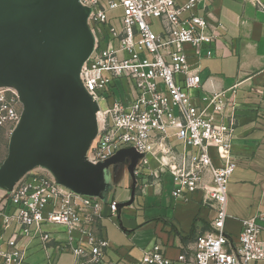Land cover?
I'll use <instances>...</instances> for the list:
<instances>
[{"label":"built area","instance_id":"obj_1","mask_svg":"<svg viewBox=\"0 0 264 264\" xmlns=\"http://www.w3.org/2000/svg\"><path fill=\"white\" fill-rule=\"evenodd\" d=\"M88 11L95 45L82 62L81 77L95 100L111 99L101 109L103 127L93 158L105 163L118 154L140 156L133 169L142 168L157 178L169 172L173 197L187 200L201 192L203 202L216 211L211 229L195 227L194 240L179 255L182 264H250L264 260V211L243 221L238 237L226 231L227 185L237 167L233 153L235 107L224 92L212 93L196 103L191 88L201 84L200 60L207 57L222 34L223 23L207 10L208 0H77ZM122 9L120 30L108 13ZM203 9L205 14H199ZM156 23L160 31L154 30ZM121 80L123 97H114ZM25 110L20 88L0 83V130L11 133ZM215 115L220 118L217 119ZM218 161V163L216 162ZM13 209L5 226L17 223L10 239L0 236V264H26L29 243L40 239L55 264L56 252L71 250L74 264H116L105 258L109 241L98 237L95 221L104 209L98 196H89L39 173L14 185L7 198ZM118 202L111 201L113 215ZM63 226L69 236L56 249L46 225ZM76 243V245H73ZM161 244L144 249L140 264H174Z\"/></svg>","mask_w":264,"mask_h":264},{"label":"crops","instance_id":"obj_2","mask_svg":"<svg viewBox=\"0 0 264 264\" xmlns=\"http://www.w3.org/2000/svg\"><path fill=\"white\" fill-rule=\"evenodd\" d=\"M207 10L223 23L224 28L220 29L222 36L215 45L213 55L207 57L203 51L200 60L201 84L191 88L190 93L196 103H202V98L212 93L224 92L225 99L235 107L233 153L237 163L244 166L238 180V191L246 201H254L247 216H237L228 213L227 195L226 231L229 235L238 237L243 221L264 211V0H208ZM198 13L205 14V11L199 9ZM85 30L91 49L96 38L92 29L93 42L86 23ZM86 57L87 55L79 64ZM76 88L81 95L77 104L79 163L88 169L92 178H96L103 167L101 186L96 189L86 188L84 193L98 196L104 202V209L95 221L94 231L98 237H105L109 241L105 251L106 260L116 264H140L144 249L156 242L161 244L174 264H182L177 259L194 240V228L203 226L204 230L211 229V221L216 217V211L203 202L201 192L187 200L175 199L172 193L174 178L169 172L162 173L157 178L147 169H143L136 178L133 169L140 164V156L123 152L124 154H118L108 163L94 161V150L103 127V99H92L88 93L86 98ZM112 96L114 98L117 95L113 93ZM105 101L109 104L112 100L107 97ZM10 146L11 139L8 152L0 161V166L3 167L0 179V236L5 240L10 239L17 229L16 222L9 227L5 226V215L13 212L7 204V198L14 185L29 175L39 173L49 176L59 184L63 183L59 175L40 157L32 158L15 168L7 167ZM216 162L218 163L217 160ZM237 168L238 166L236 170ZM167 176L170 178L169 190L166 187ZM111 201L119 204L115 215L109 208ZM111 220L112 225H109ZM45 229L52 234L53 242L49 245L53 249L69 239L63 226L49 224ZM259 237L264 241V228ZM40 243V239L29 243L26 264H40L35 256L34 263L28 258L33 246ZM66 252L72 256L74 264L72 251ZM62 253L56 252V260H59L57 264L61 262ZM45 254V261L42 260L41 264H48L46 250ZM250 264H264V260L251 261Z\"/></svg>","mask_w":264,"mask_h":264},{"label":"water","instance_id":"obj_3","mask_svg":"<svg viewBox=\"0 0 264 264\" xmlns=\"http://www.w3.org/2000/svg\"><path fill=\"white\" fill-rule=\"evenodd\" d=\"M87 13L77 0H0V83L16 84L25 105L6 166L40 157L82 192L101 186L103 168L92 178L78 160L81 95L73 74L90 50Z\"/></svg>","mask_w":264,"mask_h":264},{"label":"rangeland","instance_id":"obj_4","mask_svg":"<svg viewBox=\"0 0 264 264\" xmlns=\"http://www.w3.org/2000/svg\"><path fill=\"white\" fill-rule=\"evenodd\" d=\"M102 2L105 3L106 0H102ZM122 14H123L122 9H117V10H114V11H110L108 13L109 19H110V23L113 26H115L118 30H120L119 17ZM85 23H86V28L88 29V32L91 35V39L94 42V39H93L94 35H93V32H92L90 21L87 19V20H85ZM154 30L160 31L158 23H156V25L154 26ZM81 66H82V64H79L76 67L77 71H76V75H75L74 79H75L76 87H78L79 90L81 91L82 95L86 97L87 90H86V88H85V86L83 84V81H82V77H81V73H80ZM114 91H115V93H116V95L118 97H123V95H124V86H123L121 80L118 81L117 87L114 88ZM101 106H102L103 109H105L106 107H108V103L105 100H102L101 101ZM12 128H13V125L12 124H8V125H6L5 127H3L0 130V161L5 156V154L8 152V147H9L10 139H11V136H12V133H11ZM41 162H43V161H41ZM237 166H238V168H237L236 172L234 174H232L233 176L231 175V177L229 179V182H228V185H227L228 208H229L228 213L229 214H234V215H237V216H247V214L253 208L254 201L253 202H252V200L246 201L244 198H242V196L240 195V193L238 191V188H239L238 180H239L240 175L244 171V169H243L244 166L240 165L238 163H237ZM143 169L144 168H142V170ZM2 170H3V167L0 166V179L2 177ZM38 171L40 172V170H38ZM166 180H167L166 187L169 190L170 185L168 184V181L170 180V178L167 176ZM239 184H240V182H239ZM110 223L111 224H109V225H112V220H111ZM202 229H203V226H202ZM203 231H205V230L203 229ZM35 243H38V242H35ZM66 251H68V250H66ZM66 251H64V253L61 252L62 253L61 254V262H59V264H72L73 258ZM28 255H29L28 258H30L32 263H34L33 260H35V259H33L34 256H35V258L40 260V264H41L42 260L45 261V258H46L45 250H44V248H42V244L41 243L40 244H36L35 246H33V248L31 249V251L29 252ZM58 261L59 260H56L55 264H57Z\"/></svg>","mask_w":264,"mask_h":264},{"label":"trees","instance_id":"obj_5","mask_svg":"<svg viewBox=\"0 0 264 264\" xmlns=\"http://www.w3.org/2000/svg\"><path fill=\"white\" fill-rule=\"evenodd\" d=\"M193 233L195 234V228H194V231H193Z\"/></svg>","mask_w":264,"mask_h":264}]
</instances>
